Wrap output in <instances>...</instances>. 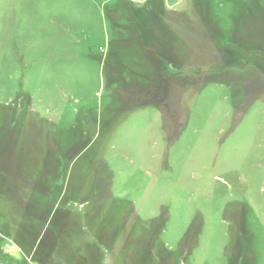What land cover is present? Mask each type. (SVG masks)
Here are the masks:
<instances>
[{
	"label": "rangeland",
	"instance_id": "1",
	"mask_svg": "<svg viewBox=\"0 0 264 264\" xmlns=\"http://www.w3.org/2000/svg\"><path fill=\"white\" fill-rule=\"evenodd\" d=\"M0 264H264V0H0Z\"/></svg>",
	"mask_w": 264,
	"mask_h": 264
}]
</instances>
